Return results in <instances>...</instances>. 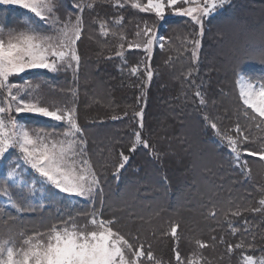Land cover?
Returning <instances> with one entry per match:
<instances>
[{
	"label": "trees",
	"instance_id": "trees-1",
	"mask_svg": "<svg viewBox=\"0 0 264 264\" xmlns=\"http://www.w3.org/2000/svg\"><path fill=\"white\" fill-rule=\"evenodd\" d=\"M53 3L54 15L61 22L69 18L75 22L82 16L84 33L78 42L81 62L76 75L71 70L53 73L39 69V92L49 100L70 98L69 106L75 100L87 142L85 158L99 177L101 191L93 200L73 197L72 201L58 191L37 199L23 186L29 183L10 182V204L0 196V228L31 235L36 229L45 230L49 224L67 220L69 215L78 219L95 210L104 219L117 220L116 227L131 238L138 237L132 242L145 248L151 245L160 264H177L173 249L185 262L194 264H245L246 256L264 259V206L259 204L264 198V173L253 166L259 156L244 151L264 150V125L257 127L259 118L250 119L251 110L245 115L236 89L240 73L264 81V0L226 1L205 18L202 37L197 35L199 26L189 17L169 14L160 21L153 12L133 7L132 0ZM0 7L1 21L9 16L13 24L20 25L21 17L12 19L15 13L5 15V8ZM102 22H106V36L101 32ZM142 27L151 28L162 38L150 55L142 47L127 46L135 43ZM121 36L123 49L119 48ZM193 38L201 40L196 62L189 42ZM121 51L123 55L118 56ZM137 64L140 73L130 74V68ZM145 64L153 72L151 81L146 80ZM198 89L206 102L203 105L195 95ZM140 108L144 110L142 135L152 147L137 146L131 152L134 130L140 131L139 118L133 114ZM205 116L223 135L236 138L239 124L249 136V141L240 145V164L235 163L227 141L210 127ZM21 119L33 128L62 136L64 126L59 122L38 116ZM121 152L130 160L117 171ZM14 156L7 153L0 159V192L9 182L6 172L17 166ZM245 161V167L238 166ZM14 203L35 211H18ZM256 208L261 210L253 211ZM235 210L241 215L232 216ZM173 224L179 226L178 241L164 235ZM197 240L208 247L200 248ZM238 244L243 247L236 248Z\"/></svg>",
	"mask_w": 264,
	"mask_h": 264
},
{
	"label": "snow or ice",
	"instance_id": "snow-or-ice-1",
	"mask_svg": "<svg viewBox=\"0 0 264 264\" xmlns=\"http://www.w3.org/2000/svg\"><path fill=\"white\" fill-rule=\"evenodd\" d=\"M225 2L226 0H203L202 3L199 0H147L143 7L139 3L132 6L140 11L153 12L161 20L165 18L166 8L171 10L172 14L189 17L194 25L199 26L197 35L202 37L205 18L214 14ZM0 4L18 5L28 10L50 30V33H43L35 27H29L26 31L9 35L7 40L0 38V90L6 94L4 100L0 101V157L10 149L18 148L25 163L30 165L31 170L41 178L30 185L31 188L34 189L36 183L47 184L69 197L93 200L101 191L100 180L85 158L87 142L84 130L78 122L75 100L72 101L73 106L44 105L30 96L28 91L20 89L10 81V77L34 69H44L53 73L71 70L74 75L78 74L81 62L78 42L81 41L84 33L82 16L78 15L75 22H72L71 18L61 22L54 16L53 0H0ZM76 7L79 8L78 5ZM79 10L83 12V9ZM100 28L103 35H108L106 22H102ZM151 33L152 29L145 27L142 33H137V36L147 37L144 43H128V48L143 47L145 52H150L154 43ZM113 35L117 34L113 33ZM123 39L121 36L120 49L125 47ZM189 42L192 45L193 61L196 62L199 59L201 40L193 38ZM117 55L122 56L123 52H117ZM140 71L139 64L130 68L132 75H138ZM144 72L146 80L151 81L153 72L149 65L145 64ZM188 75L191 76L192 72ZM239 79H244L243 74ZM72 94L75 96L74 92ZM195 95L201 98L202 105L206 103L199 89ZM239 97L245 115L251 110L253 115L250 119L256 121L259 118L257 127L264 125V81L247 80L239 87ZM13 112L32 114L61 123L64 126L63 139L57 140L54 138V133H47L43 129L30 130L25 123L19 122L11 115ZM133 118H139L140 131L134 130L130 151L135 152L137 146L149 149L152 146L142 135L143 108L135 111ZM205 120L218 135H222L227 141L230 153L235 154L236 161H240V145L249 141V136L244 134L241 126L237 124L235 131L238 135L233 138L221 134L217 124L209 117L205 116ZM244 151L249 156H259L264 160V150L252 152L245 149ZM153 155L155 156L154 151ZM120 157L117 171L123 169L130 160V156L124 155L123 152L120 153ZM246 163L245 161L243 165L238 166L245 167ZM15 177L16 172H10L7 177L9 182L0 192V195L10 200L12 196L10 181ZM23 186L29 187V185ZM259 204L264 206V199H261ZM12 206L21 212L35 211L33 208L25 209L20 204L14 203ZM260 210L261 208L253 209V211ZM211 215L215 217V211ZM231 215L240 216L241 212L235 210ZM117 223L115 219H104L103 214L95 210L87 214L82 225L69 215L67 220L61 219L58 224H52L46 232H34L24 238L20 248H16L11 240H0V264H145V259L148 264H160L151 251V245L145 248L143 244L137 245L132 242L138 237L131 238L129 234L116 227ZM178 227L175 224L171 225L170 233L164 235H170L173 240L178 241ZM243 230L248 231L247 228ZM236 232L237 229L232 226V233L236 234ZM196 243L200 248L208 247L199 240ZM235 247L242 248L243 244ZM248 247H251V244ZM232 250L233 246L229 244L228 251ZM173 251L177 264H194V261L185 262L177 249ZM244 259L246 264H264V259L256 260L253 256H246Z\"/></svg>",
	"mask_w": 264,
	"mask_h": 264
},
{
	"label": "rangeland",
	"instance_id": "rangeland-1",
	"mask_svg": "<svg viewBox=\"0 0 264 264\" xmlns=\"http://www.w3.org/2000/svg\"><path fill=\"white\" fill-rule=\"evenodd\" d=\"M226 1H228V0H226ZM199 2L202 3L203 0H199ZM135 3H139L143 7L147 3V0H145V1H143V0H132V4H135ZM0 6L5 8V12H4L5 15L9 14L10 12H14L15 14L13 15L12 19H14V18L17 19V18L21 17L20 20H22V21H19L20 25L13 24L11 22V20L8 19L9 16H5L4 21L0 20V38H3L5 40H7L9 35H14V34H18L21 31H26L29 27H35L36 29H38L39 31H41L43 33H50V30H49L48 26H45L44 23L39 22L38 21L39 19L38 18H34L33 14L29 13L28 10L20 8L18 5H12V4H0ZM188 6H190V5H184V7H188ZM9 8L10 9L13 8L14 10L11 9L9 11ZM0 10H2V9H0ZM23 13L25 15H30V16H26L25 17V16L22 15ZM169 14L170 15H175V14H172L171 10L166 8L165 17H167ZM36 19H37V21H35ZM23 20H24V22H23ZM159 20L162 21L160 18H159ZM33 22H35V23L37 22L38 26L35 25V23H33ZM144 29L145 28L142 27L139 30V32L142 33ZM151 35H152V37H154V43H153V46H152V49H151V51H152L153 47L161 42V37L154 30H152ZM146 39H147V37L138 36L136 41H135V43L143 44ZM151 51L147 52V53L150 55ZM40 70H44V69H40ZM38 71H39V69L28 70L25 73H22L20 75H14V76L10 77V81L12 83L18 85L20 87V89L28 91L30 96L35 97L36 100L42 102L44 105L60 106V107H64L65 105L69 106L68 103L70 102V98L68 99V98L62 97L59 100H49V99L43 97L40 94L41 92H39V91H41V88H42V80L40 78V74L38 73ZM45 71H48V70H45ZM241 74H243V73L238 74L237 83H236V85H237L236 89H237L238 97H239V87H240V85L243 84L244 82H246L247 80H251L245 74H243L244 79L240 80L239 78L241 77ZM5 95H6L5 92L3 90H0V101L4 100ZM239 100H240V97H239ZM240 103H241V101H240ZM241 105H242V103H241ZM11 115L15 116L19 120V122L25 123V124H26V122H24V120L21 119L22 116H26V117L34 116L32 114H26V113L16 114L14 112L11 113ZM26 125H27V127L30 130H35V131L41 130V128H33V127L29 126V124H26ZM43 130L45 132H47V133H54V138L57 139V140H62L63 139L62 136H59L55 132L48 131V130H46L44 128H43ZM226 144H227V142H226ZM7 153L15 154V156L12 158V160L13 161L16 160V162H17V164H16L17 166L16 167L13 166L11 169H9L6 172V174H7L6 177H8V174L10 172H12V171L16 172V177L14 179H12L10 182L16 183L18 185H23V184L29 183V189H30V192H31L30 194L35 196L34 198H37V199L38 198H42L43 196L50 197L51 195L54 194V191H58L54 187H52L50 185H47V184H43L42 185L40 183L34 189L31 188L30 185H32L35 182V179H38V180L41 179L39 177V175L37 173H35L34 170H31L30 165L25 163L24 158H23V156L20 153L18 148L10 149L8 152L5 153V155ZM234 156H235V154H234ZM1 158L2 157H0V159ZM235 163L236 164H240V161H236L235 160ZM253 166H255V169H256L257 172H260L261 174L264 173V160H261L260 158H258V160L255 161ZM28 175H30V177L32 179H29ZM263 177H264V175H263ZM58 195L65 197L60 192L58 193ZM0 196L4 200L3 202L10 204V199L9 198H7V197H5L3 195H0ZM70 198H72V201H74L73 197H70ZM86 216L87 215L83 216L82 218L75 219V220H77L79 222V224L82 225L85 222V217ZM46 223H47V221H45L44 224H46ZM52 224L47 225L48 227L45 228V230L38 231V229H36L35 232H46L47 229ZM26 234H28V233H26ZM27 236H29V235H24L23 233H18L17 231L16 232L12 231V233H8V231L3 230L2 227L0 228V240H11L12 244L16 248H20L23 245V239L26 238ZM255 259L256 260H260V259H263V258H255ZM244 263L246 264L245 259H244Z\"/></svg>",
	"mask_w": 264,
	"mask_h": 264
}]
</instances>
